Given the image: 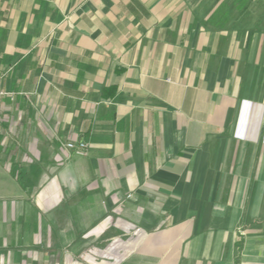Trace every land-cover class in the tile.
<instances>
[{
    "label": "crops",
    "instance_id": "1",
    "mask_svg": "<svg viewBox=\"0 0 264 264\" xmlns=\"http://www.w3.org/2000/svg\"><path fill=\"white\" fill-rule=\"evenodd\" d=\"M0 94V264H264V0H0Z\"/></svg>",
    "mask_w": 264,
    "mask_h": 264
},
{
    "label": "built area",
    "instance_id": "2",
    "mask_svg": "<svg viewBox=\"0 0 264 264\" xmlns=\"http://www.w3.org/2000/svg\"><path fill=\"white\" fill-rule=\"evenodd\" d=\"M1 95V94H0ZM86 144L83 142H79V143H66L65 144V148L67 150L73 151V153L76 156H85L86 155Z\"/></svg>",
    "mask_w": 264,
    "mask_h": 264
}]
</instances>
